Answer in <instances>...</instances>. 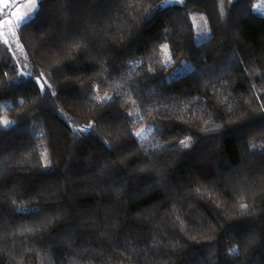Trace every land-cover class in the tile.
Instances as JSON below:
<instances>
[{
	"label": "trees",
	"instance_id": "1",
	"mask_svg": "<svg viewBox=\"0 0 264 264\" xmlns=\"http://www.w3.org/2000/svg\"><path fill=\"white\" fill-rule=\"evenodd\" d=\"M168 1L38 0L27 75L0 39V264H264V16Z\"/></svg>",
	"mask_w": 264,
	"mask_h": 264
},
{
	"label": "rangeland",
	"instance_id": "2",
	"mask_svg": "<svg viewBox=\"0 0 264 264\" xmlns=\"http://www.w3.org/2000/svg\"><path fill=\"white\" fill-rule=\"evenodd\" d=\"M169 3H182L183 0H169ZM13 12H9L0 18L2 20H9L10 23L3 25L0 27V39L7 42L10 46L12 53L15 58V62L17 63L20 71L27 75L28 71V62H27V54L25 48L19 38L18 28L16 27L17 19L16 16H13L12 13H17L19 16H25L32 9V5L29 3V0H20L16 6L13 7ZM37 8H38V0H37ZM254 9H259L261 15L264 16V0H255ZM35 12L26 19V21L30 20L34 16ZM192 20L196 27L195 34V42H201L206 38L210 37V28L207 21V16L205 12L200 10H195L192 12ZM25 21V22H26ZM23 24V23H22ZM14 33V34H13ZM167 51V47L164 48ZM192 64L188 60H183L180 65L173 69L170 73V77H176L184 71L190 69ZM150 129L148 125H140L136 128V132L141 133L139 137H142L145 132ZM234 249L233 244L228 245V252L232 253Z\"/></svg>",
	"mask_w": 264,
	"mask_h": 264
},
{
	"label": "snow or ice",
	"instance_id": "3",
	"mask_svg": "<svg viewBox=\"0 0 264 264\" xmlns=\"http://www.w3.org/2000/svg\"><path fill=\"white\" fill-rule=\"evenodd\" d=\"M29 3L32 5V9L29 13H27L25 16H19L17 13H12L13 16H16L17 19V23H16V27H19L22 23H24L26 21L27 18H29L34 12L38 11L39 9L37 8V0H29ZM163 7V6H160ZM255 11L259 12V9H256ZM10 23L9 20H2L0 21V27H2L5 24ZM14 34V33H13ZM43 87V85L41 86ZM11 122L8 121H4V124L7 125ZM136 135L139 137L141 135V133H136ZM186 147L188 146L187 144L185 145ZM244 207H247L246 205ZM233 252H235L236 250L233 249Z\"/></svg>",
	"mask_w": 264,
	"mask_h": 264
},
{
	"label": "crops",
	"instance_id": "4",
	"mask_svg": "<svg viewBox=\"0 0 264 264\" xmlns=\"http://www.w3.org/2000/svg\"><path fill=\"white\" fill-rule=\"evenodd\" d=\"M11 0H0V18L3 17L5 14L9 13V12H13L14 10V6H16V4L20 1L17 0L16 2L13 3L11 10L9 11H5L6 5L8 3H10Z\"/></svg>",
	"mask_w": 264,
	"mask_h": 264
},
{
	"label": "built area",
	"instance_id": "5",
	"mask_svg": "<svg viewBox=\"0 0 264 264\" xmlns=\"http://www.w3.org/2000/svg\"><path fill=\"white\" fill-rule=\"evenodd\" d=\"M16 1H17V0H11L10 3H8V4L6 5L5 11H9V10H11L13 3L16 2Z\"/></svg>",
	"mask_w": 264,
	"mask_h": 264
}]
</instances>
